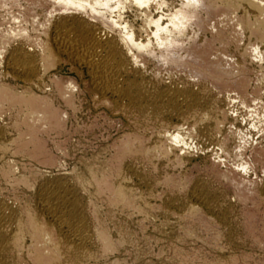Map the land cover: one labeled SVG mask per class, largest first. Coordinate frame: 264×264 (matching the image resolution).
<instances>
[{
    "label": "bare ground",
    "instance_id": "obj_1",
    "mask_svg": "<svg viewBox=\"0 0 264 264\" xmlns=\"http://www.w3.org/2000/svg\"><path fill=\"white\" fill-rule=\"evenodd\" d=\"M9 2L43 9L0 34V264H264V146L225 98L264 80V0ZM73 114L115 132L70 143Z\"/></svg>",
    "mask_w": 264,
    "mask_h": 264
},
{
    "label": "rangeland",
    "instance_id": "obj_2",
    "mask_svg": "<svg viewBox=\"0 0 264 264\" xmlns=\"http://www.w3.org/2000/svg\"><path fill=\"white\" fill-rule=\"evenodd\" d=\"M42 9L43 8L41 6V3H39V4H32V3L14 4V3L9 2L7 4H2V5L0 4V34H4L7 31H10L12 29L23 27L24 29H26L28 31L30 36L37 35L39 32L35 30L37 28L36 27L37 25L33 26V20L37 15H39V13ZM14 19H16V21ZM203 33H205V32H201L200 35H198V38H197V40H195V43H198V41H200V39L204 35ZM205 36H206L207 40L205 41L203 46H201L200 48L197 47V50L200 52H203V53L204 52L207 53V54H205L207 61L217 62L219 60L218 44L212 43V41H210L211 35L209 34V32H207ZM246 39L247 38L243 39V41L240 44L241 46L244 47V45H246V43H248V42H246ZM262 50L263 49H261V51ZM235 60L236 59H234L230 56H225V55L222 56L223 63L227 64L226 67L233 66L235 63ZM255 61H253V64L255 63L257 65L254 64L253 65V67L255 66L254 68H256L257 70L260 67L264 68V60H262V61L255 60ZM200 63H201V61H200ZM56 77H57L56 82L58 85H63V83H64L63 81L65 78H72L73 80H77V77L74 74H72L71 72H69L68 68H64L62 71L58 72ZM12 85H13V83H12ZM249 92H250V94H252L249 98L250 102H248V104L246 103L245 105H242L239 102V100L235 98L236 93L233 92L231 89L225 91L226 97L224 95L225 98H228V97L233 98L234 104H232V105L236 104L235 106H238V112L236 114L238 116H243L242 118L244 119L243 124L245 126L243 124H242V126H240L241 129L239 130V133H240L239 135L242 136L243 138H245L244 139L245 147L243 148L244 152L242 151V154L244 155L243 156L244 158L242 157V159L245 161H250V159L252 160V158H251L252 153L250 150V148H252L251 146H253L254 148H256L257 146L258 147L264 146V133L260 131L261 130L260 128L264 127V80L260 81V80H257L256 78H254L251 82V87L249 88ZM58 104H60V101L57 103V105ZM239 104H241L240 107H239ZM98 117L97 116L96 117H92V116L81 117L80 115H77V114L65 115L63 122H64L66 129L69 130L68 132H70V134L68 135L69 142L70 143L73 142L75 145H77V143L79 141V140L77 141L78 137L80 139V137L84 135L83 137L88 138L93 146L99 145V143H100V145L103 144L106 141L104 139H107L105 137V136H107V134H108V136L111 134H114L115 126H113L112 123L109 120H107L105 117H103V116H98ZM78 125L81 128V130H79V131H81L82 135L80 134V132L76 133L75 131H72V130H74V127H76V126L78 127ZM104 129H105V131H104ZM94 133L97 135V137H95ZM240 136H239V138H242ZM102 137H103V139H102ZM98 140H99V142H98ZM59 152L56 149L54 150V153L56 156L59 153V155L57 156L58 166H60L61 168L64 167L63 168L64 170L69 169L71 167V164H72V161H70L71 158H69V157L66 158L64 153H62L61 151H59ZM63 155H64V157H63ZM200 161L201 160L199 158H197L195 160L196 163L200 162ZM61 164H62V166H61ZM258 176H256V177L252 176V177L254 179L255 178L259 179Z\"/></svg>",
    "mask_w": 264,
    "mask_h": 264
}]
</instances>
